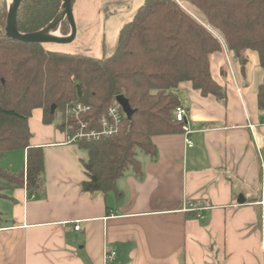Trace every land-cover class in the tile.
<instances>
[{"label": "crops", "instance_id": "0c3cea01", "mask_svg": "<svg viewBox=\"0 0 264 264\" xmlns=\"http://www.w3.org/2000/svg\"><path fill=\"white\" fill-rule=\"evenodd\" d=\"M143 2L75 0L77 37L54 51L104 57L101 12L122 17L119 35ZM242 56L243 72L227 46L210 56L222 99L191 83L173 91L189 134L154 137L157 157L142 152V175L126 172L117 193L84 192L86 151L34 110L30 144L43 150L42 185L30 195L2 180L0 264H264V111L257 105L264 70L255 52ZM12 152H20L13 158L20 167L6 170L17 174L27 152ZM106 251L114 259L106 261Z\"/></svg>", "mask_w": 264, "mask_h": 264}, {"label": "trees", "instance_id": "16d2710c", "mask_svg": "<svg viewBox=\"0 0 264 264\" xmlns=\"http://www.w3.org/2000/svg\"><path fill=\"white\" fill-rule=\"evenodd\" d=\"M178 1L189 4L205 23ZM178 1L144 0L120 29L114 53L94 58L12 40L6 32L8 2L0 0V156L27 152L20 173L0 168V179L8 187L26 188L30 195L41 188L43 150L30 144L29 119L36 109L43 111L44 124L55 123L64 131L70 104L91 107L89 117L96 122L118 96L128 100L134 114L130 120L124 116L117 135L77 145L87 153L82 190L108 195L117 193V181L126 172L142 175L137 150L154 160V137L183 133V123L174 116L181 106L175 89L191 83L203 96L222 99V88L210 71V56L224 46L215 33L235 54L242 72L246 50L258 55L264 70V0ZM61 7L62 0H21L18 32L29 35L44 30ZM70 31L65 20L60 32L67 36ZM257 105L264 111V78ZM1 192L0 188V199L4 198Z\"/></svg>", "mask_w": 264, "mask_h": 264}, {"label": "built area", "instance_id": "2783aa9c", "mask_svg": "<svg viewBox=\"0 0 264 264\" xmlns=\"http://www.w3.org/2000/svg\"><path fill=\"white\" fill-rule=\"evenodd\" d=\"M218 39L226 46L222 37ZM90 112L91 107L85 104L73 103L67 106L63 131L66 135L67 144L79 145L82 142L99 141L103 138L113 137L120 132L125 114L116 102L96 122L90 119ZM174 116L177 122L183 123L185 135L189 134V128L186 126V110L180 106L174 112ZM186 143L188 147L193 146V143L189 139L186 140ZM258 205L264 206V200H261ZM75 230L78 231L79 226H75ZM262 248L264 249V242L262 243ZM114 257V252H105L106 261L112 260Z\"/></svg>", "mask_w": 264, "mask_h": 264}, {"label": "water", "instance_id": "95a60500", "mask_svg": "<svg viewBox=\"0 0 264 264\" xmlns=\"http://www.w3.org/2000/svg\"><path fill=\"white\" fill-rule=\"evenodd\" d=\"M20 3H21V0H13L12 6H9V14H8L7 23H6V32L9 38H11L12 40L22 42V43H26V44H42V45H47V44L67 45V44H71L72 42H74V40L77 37V26H76L74 12H73L72 0H62L61 10L64 9V18L62 21L63 22L65 20L68 21L71 31L69 35L67 36L60 35L59 38L46 36L45 32L47 30L50 31L51 28L56 26L54 25V23L57 20L61 10L58 16L55 18V20L44 30L38 33H35V34H29V35L20 34L17 30V15H18V9H19ZM116 103L121 107L127 119L130 120L134 114V111L132 110L128 100L124 96H118L116 98ZM55 108L56 107L53 106L52 112H54ZM238 203L239 204L245 203V200L242 196L239 197Z\"/></svg>", "mask_w": 264, "mask_h": 264}, {"label": "rangeland", "instance_id": "374dc122", "mask_svg": "<svg viewBox=\"0 0 264 264\" xmlns=\"http://www.w3.org/2000/svg\"><path fill=\"white\" fill-rule=\"evenodd\" d=\"M7 2H8V6H9L10 1L7 0ZM179 3H180V5L184 9H186L191 14H193L194 16H196V18L200 22L205 23L204 20L202 19L203 17L200 15V13H198L197 11H195L194 9H192V7L189 4L182 3V2H179ZM75 4L76 3L74 2V5H73V11H74V13L76 12V5ZM101 18H102V23H101V28L102 29H101V34H100V36H101V38H100L101 39V44H102V37H103L102 34L105 33L106 34V37H107L106 38V44H105V55H103V56L109 57L115 51L114 50V48H116L115 47L116 46L115 43L117 44V40H118V30L117 29H118L119 25H122V23H123L122 21L123 20H122V17H120V15H116V16H113V17L111 16V17L107 18L105 16V14L103 13V11L101 12ZM62 25H63V21H60L55 27L51 28L50 32H53V33L57 32L60 35H62L61 32H60V29H61ZM76 26H77V24H76ZM104 27H105V30H104ZM218 38H221V37H218ZM60 46H63V45L47 44V47L46 48H48L50 50H56V49L60 48ZM60 117H61V115H60ZM136 153H137V158H142L143 156H145L139 150H137ZM17 154H20V152L19 153L10 152V153L4 154L3 156H0V168L6 170L7 167H9V164L14 165V167H20V165H19L20 162L18 160L17 161L16 160L13 161V158H16L18 156ZM18 173H20V172H18ZM0 184H2V180L1 179H0Z\"/></svg>", "mask_w": 264, "mask_h": 264}, {"label": "bare ground", "instance_id": "6f19581e", "mask_svg": "<svg viewBox=\"0 0 264 264\" xmlns=\"http://www.w3.org/2000/svg\"><path fill=\"white\" fill-rule=\"evenodd\" d=\"M9 1H10L9 6H12V4H13V0H9ZM63 18H64V9L61 10V12H60V14H59L57 20H56L55 23H54V25H57V24L60 22V20H61V21L63 20ZM214 33H215V32H214ZM215 34H216L218 37H220L217 33H215ZM45 35H46V36H50V37H56V38H59V37H60V34H59V33H57V32L53 33V32H50V31H48V30L45 32Z\"/></svg>", "mask_w": 264, "mask_h": 264}]
</instances>
